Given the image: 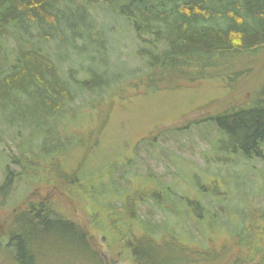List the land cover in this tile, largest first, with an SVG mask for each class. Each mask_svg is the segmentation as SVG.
Listing matches in <instances>:
<instances>
[{
    "label": "rangeland",
    "instance_id": "rangeland-1",
    "mask_svg": "<svg viewBox=\"0 0 264 264\" xmlns=\"http://www.w3.org/2000/svg\"><path fill=\"white\" fill-rule=\"evenodd\" d=\"M90 13L100 23L110 21L106 30L111 40L108 79L112 82L116 77L114 84L100 97L94 93L77 94L67 103L72 112L64 116L61 125L67 123L73 142L69 141L67 150L46 164L34 154L26 157L28 162L22 160L24 167L11 165L9 160L18 153V141L10 131L0 134V182L5 165L13 172V189L0 203V264H18L6 232L9 210L26 201L49 204L55 215L82 227L88 243L87 248L77 233L70 237L46 234L39 246H30L33 259L26 264H131L113 255L111 250L118 248L119 241L112 242L110 237L118 238L119 234L114 222L107 224L100 211L109 203V208L119 207L122 218L160 223V215L147 200L139 201L141 195L136 193L158 190L162 182L169 183L173 193L164 191L161 196L170 206V210L161 213L166 220L161 232L170 234L171 245L147 246L155 249L159 257L162 255L157 257L162 264L165 256L167 263L176 253L202 252L204 247L208 251L202 252L205 259L200 254L184 256V264H254L264 256L261 163L254 161L249 165L238 159L229 169L220 162L210 170L204 168L206 157L213 158L211 142L217 131L208 120L264 99V48L223 55L203 68L191 65L186 70L189 78L176 79L173 84L178 85L172 87L173 80H164L162 88L156 89L152 87L159 86L157 78L152 81L147 76L140 77L146 68L135 55L136 42L128 26L113 28V20L104 18L98 8ZM50 45L44 49L53 54L54 46ZM146 84L151 90L144 88ZM224 155L218 157L225 158ZM227 158L234 159L231 155ZM23 170L28 177L16 185L15 174ZM98 174L107 185L98 198L100 204L89 193V185ZM208 184L217 187L216 194ZM199 186L214 203L223 197L210 207L220 225L207 223L202 227L200 222L185 219L188 202L202 200ZM146 226L156 229L151 222Z\"/></svg>",
    "mask_w": 264,
    "mask_h": 264
},
{
    "label": "trees",
    "instance_id": "trees-1",
    "mask_svg": "<svg viewBox=\"0 0 264 264\" xmlns=\"http://www.w3.org/2000/svg\"><path fill=\"white\" fill-rule=\"evenodd\" d=\"M96 8L103 12L104 18L113 20V28L128 26L136 42L135 55L146 68L140 77L147 76L152 81L157 78L159 86L152 87L156 89L162 88L164 80H173L171 87L178 85L173 83L178 78L186 79L189 76L186 70L191 65L203 68L223 55L264 48V0H0V134L10 131L18 141V153L9 160L11 165L24 167L26 163L23 165L22 160L28 162L26 157L34 154L46 164L67 150L65 146L74 139L69 135L67 123L61 125L64 116L72 112L67 103L77 94L94 93L100 97L112 88L116 77L112 82L108 79L111 40L106 35L110 21L100 23L90 13ZM50 44L54 46L53 54L44 49L46 45L51 47ZM126 73L130 71L127 69ZM144 88L151 90L150 84ZM208 121L217 131L211 142L213 158L206 157L204 169L210 170L218 164L229 169L238 159L249 165L259 161L264 181V99L249 107L215 115ZM46 144L51 147L47 149ZM228 155L234 159H228ZM25 171L15 174L16 185L28 177ZM12 176L8 164L5 165L0 203L13 189ZM74 178L81 181L76 175ZM168 186L169 183L162 182L158 190L136 193L141 195L139 201L147 200L160 215V223L138 217L122 218L119 207L109 208V203L100 211L106 216L107 224L114 222L119 234L118 238L110 237L112 242L119 241L118 248L111 250L115 257L131 264H162L158 260L162 255L159 257L155 249L147 246L171 245L170 234L161 232L166 221L161 213L170 210L161 198L164 191L172 193ZM207 186L216 194L217 187ZM89 187L94 202L100 204L98 198L107 188L101 182V175H96ZM198 191L202 200L188 202L183 213L185 219L200 222L202 227L219 224L210 207L223 197L217 196L214 203L200 186ZM9 211L6 234L18 264L32 260L34 251L30 246H39L49 233L66 237L77 233L88 248L83 228L55 215L43 201H26ZM260 218L264 223V214ZM147 222L152 223L153 229L156 225V229H148ZM200 251L208 253L206 247ZM202 252L176 253L167 263L165 256L163 264H184V256L199 254L205 259ZM254 264H264V256Z\"/></svg>",
    "mask_w": 264,
    "mask_h": 264
}]
</instances>
